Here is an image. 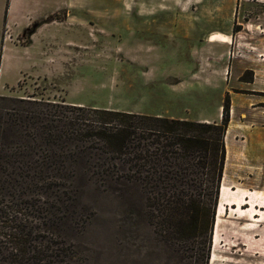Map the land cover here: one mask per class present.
<instances>
[{
	"label": "rangeland",
	"instance_id": "rangeland-1",
	"mask_svg": "<svg viewBox=\"0 0 264 264\" xmlns=\"http://www.w3.org/2000/svg\"><path fill=\"white\" fill-rule=\"evenodd\" d=\"M62 1L8 0V15L0 0V94L212 120L227 94L207 264H264V0ZM45 16L31 41L28 23ZM83 196L89 264H163L136 194Z\"/></svg>",
	"mask_w": 264,
	"mask_h": 264
},
{
	"label": "trees",
	"instance_id": "trees-1",
	"mask_svg": "<svg viewBox=\"0 0 264 264\" xmlns=\"http://www.w3.org/2000/svg\"><path fill=\"white\" fill-rule=\"evenodd\" d=\"M49 19L32 20L25 35ZM220 109L219 120H203L0 94V264H89L76 235L93 213L83 196L90 186L136 194L163 264H207L227 94Z\"/></svg>",
	"mask_w": 264,
	"mask_h": 264
},
{
	"label": "crops",
	"instance_id": "crops-1",
	"mask_svg": "<svg viewBox=\"0 0 264 264\" xmlns=\"http://www.w3.org/2000/svg\"><path fill=\"white\" fill-rule=\"evenodd\" d=\"M62 3H63L64 5H67L68 1H67V0H63ZM6 10H7L6 13L9 15L10 3H8ZM29 20H30V19H29ZM47 22H50V20L47 21ZM47 22L45 21V22L39 24V25L35 28V30L31 33V41H32L33 35L36 33V31H37L39 28H41V27L43 26V24H45V23H47ZM139 42H140V41H139ZM152 114H159V113H152ZM202 119H203V120H212V119H205V118H202Z\"/></svg>",
	"mask_w": 264,
	"mask_h": 264
}]
</instances>
